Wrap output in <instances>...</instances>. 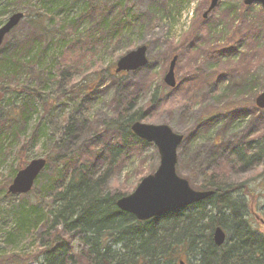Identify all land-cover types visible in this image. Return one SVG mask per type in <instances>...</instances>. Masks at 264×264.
Masks as SVG:
<instances>
[{
	"label": "rangeland",
	"instance_id": "obj_1",
	"mask_svg": "<svg viewBox=\"0 0 264 264\" xmlns=\"http://www.w3.org/2000/svg\"><path fill=\"white\" fill-rule=\"evenodd\" d=\"M95 2L106 5L111 14L128 15V27L114 38L103 36V40L92 43H88L85 33L83 42L70 50V56L57 61L62 46L59 32L62 15L47 16L50 30L40 44L41 50L49 46L47 52L38 55L30 67L11 68L7 75L0 74V90L3 86L10 87L5 95L0 94V120L18 109L17 104L23 98L20 93H25L28 85L38 89L47 100L45 104L37 99L28 125L20 123L22 132L12 152L28 141L33 132L36 135L30 139L24 154L17 156L8 151L0 156V264H42L46 246L56 232L70 241L76 253L86 250L79 234L60 221L52 226V218L47 215L51 207L59 204L55 202L58 184L51 180L57 173L60 175L55 158L76 153L83 155L79 159L86 160L89 152L95 153L93 147L116 142L119 133L108 123L129 100L134 103V111L141 108L142 121L167 123L176 132L185 134L178 148L176 167L193 188L204 189L213 180V174L219 183L236 186L263 168L262 165L242 168L230 153L231 145L251 141L264 131V107L259 108L255 98L264 91L262 2L220 0L206 18L204 11L211 0ZM35 5L37 0H31V4L29 0H19L0 15L1 26L15 11L25 12L23 20L3 41L0 70L5 59L13 56L15 45L36 32L31 19ZM75 11L76 8L70 15ZM87 17L88 21L81 27L84 32L95 22L92 15ZM141 44L149 47L148 65L122 74L115 71L118 58ZM174 54L179 57L175 66L178 84L170 87L163 77ZM54 63L60 64L59 72L48 76L46 71ZM157 91L158 101H152ZM42 156H51V160L30 195H5L21 168V160L27 164L32 158ZM160 162L158 146L153 142L130 147L111 167L104 189L119 195L131 194L144 176L158 169ZM96 164V171L105 169L109 167V159L102 158ZM246 184L257 198L248 196L244 187L237 186L234 197L239 202L244 197L250 199L244 211L252 209L249 219L264 230V182L262 177H257ZM22 205L37 206L42 215L30 217V230L10 239L9 228ZM79 260V264H90L85 258Z\"/></svg>",
	"mask_w": 264,
	"mask_h": 264
},
{
	"label": "trees",
	"instance_id": "obj_2",
	"mask_svg": "<svg viewBox=\"0 0 264 264\" xmlns=\"http://www.w3.org/2000/svg\"><path fill=\"white\" fill-rule=\"evenodd\" d=\"M18 1L0 0V15L8 8H13ZM29 1L31 4V0ZM37 2L31 17L36 32L15 45L13 56L6 58L4 69L1 68L6 73L0 70V74L7 75L11 68L18 70L21 66L30 67L38 59V55L47 52L49 46L40 49L42 39L48 36L50 30L46 25L47 16L62 15L59 28L62 46L57 61L70 56V50L83 42L82 35L85 33L88 35V43H92L103 40V36L114 38L117 33L128 27V15L118 12L111 14L106 5H100L95 0ZM75 8L76 13L70 15ZM91 15L95 17V22L90 30L84 32L81 27L88 21L87 16ZM56 65L57 63H54L46 71L48 76L57 75V67L60 68V64ZM3 87L0 94L5 95L10 87ZM25 90V93H20L23 98L17 104L18 109L9 117L0 120V156H4L8 151L17 156L24 154L30 139L36 137L33 132L19 149L11 151L22 132L20 123L27 126L30 112L36 109L35 101L41 99L47 103L38 89L28 85ZM158 97L159 91L154 93L152 101H156ZM133 104V101L129 100L118 116L108 123V126L119 133L116 142H109L100 148L96 146V149L93 147L95 153L89 152L90 157L86 160H81V157L79 159L78 156L82 154L76 153L55 158L60 175L57 173L51 180L58 184L55 202L59 204L51 207L47 215L52 218V226L60 221L66 228L79 234L86 250L80 254L76 253L70 241L56 232L46 246L42 264H79V257L85 258L90 264H264V230L249 219L248 215L252 214V209H247V213L244 211L250 199L244 197L239 202L233 194L237 187H244L248 196L257 198V194L246 183L257 177H262L264 182V131L251 141H240L239 145L230 146V153L234 154L232 159L236 164L242 165V168L262 165L260 173L253 174L246 181L236 185L237 187L234 183H219L213 174V180H210L204 189L213 188L215 193L196 203L169 211L163 216L143 221L119 208L116 202L122 194L104 189L111 167L125 150L130 147L139 148L147 143L132 130L131 124L144 116L141 108L134 111ZM102 158L109 159V167L96 171V163ZM49 160L51 156H47L48 164ZM25 165L22 159L20 167ZM10 193L7 190L5 195ZM30 193L31 191L21 195ZM41 213L42 210L37 206L28 208L22 205L9 228V238L29 231L32 226L30 217H41ZM217 226L223 227L227 233L231 232L222 245L215 242L214 230ZM190 253L195 256L191 257Z\"/></svg>",
	"mask_w": 264,
	"mask_h": 264
},
{
	"label": "water",
	"instance_id": "obj_3",
	"mask_svg": "<svg viewBox=\"0 0 264 264\" xmlns=\"http://www.w3.org/2000/svg\"><path fill=\"white\" fill-rule=\"evenodd\" d=\"M220 0H211L204 16L207 17L212 9L217 6ZM260 1L264 5V0H245L246 3ZM25 17V12L15 11L11 14L3 25L0 26V47L4 43L5 36ZM148 47L141 44L136 49L128 51L118 58L115 70L117 72L126 70H136L148 65ZM178 56L174 55L169 71L165 74L164 80L169 86L175 87L177 79L175 66ZM258 107H264V91L257 97ZM133 132L148 142H153L158 146L161 162L158 169L142 178V181L131 194L122 195L118 198L117 204L121 210L134 214L139 220L163 216L167 212L177 210V208L196 203L209 195L215 193L214 189H194L188 180L178 174L177 162L179 159L178 148L185 138V134L176 132L169 124L146 123L136 120L132 124ZM47 158L42 156L32 158L28 164L21 167L9 184L8 191L21 194L32 190L36 179L47 165ZM215 242L222 245L227 239V231L221 226L214 230ZM183 263V262H182Z\"/></svg>",
	"mask_w": 264,
	"mask_h": 264
}]
</instances>
